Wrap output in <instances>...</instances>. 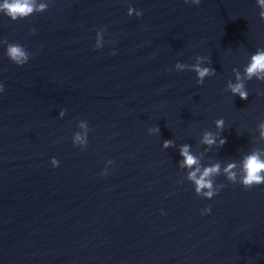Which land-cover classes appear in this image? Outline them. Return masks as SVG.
Here are the masks:
<instances>
[{
  "label": "water",
  "instance_id": "1",
  "mask_svg": "<svg viewBox=\"0 0 264 264\" xmlns=\"http://www.w3.org/2000/svg\"><path fill=\"white\" fill-rule=\"evenodd\" d=\"M46 2L0 13V40L32 54L17 66L0 43V264H264V184L238 183L244 157L264 159V81L244 73L264 50L256 0ZM198 56L215 69L200 85ZM237 73L247 100L228 88ZM216 164L225 186L196 195L188 173Z\"/></svg>",
  "mask_w": 264,
  "mask_h": 264
},
{
  "label": "clouds",
  "instance_id": "2",
  "mask_svg": "<svg viewBox=\"0 0 264 264\" xmlns=\"http://www.w3.org/2000/svg\"><path fill=\"white\" fill-rule=\"evenodd\" d=\"M184 3H191L192 5H199L200 0H184ZM256 4L259 7V17L264 20V0H256ZM48 8V3L46 0H2L0 3V13L7 16L11 21H16L18 19H24L32 14L41 13L46 11ZM133 13L139 17L141 15L140 10H135L131 6L127 9V15L132 16ZM35 29H30V34L33 33ZM101 33H97V43L94 46L95 49L100 47L99 38ZM0 43L6 44L5 55L7 58L17 66H22L26 64L30 57L31 53H29L24 46L16 42H8L7 40H0ZM115 55V53H111ZM198 63L191 65L190 70L196 73V84L200 85L203 83L204 78L207 76H212L215 74V69L210 67H201L200 61H205L210 63V58L203 56L197 57ZM187 65L177 62L175 64L176 70H182ZM245 79L252 80L255 77L259 81H264V50L257 48L255 53L250 56L249 62L244 69ZM237 82L231 83L229 82L228 88L233 96H238L241 100L248 99V91L245 87L244 81L241 79L239 73H237ZM4 86L0 84V91H3ZM258 95L260 93H257ZM63 115V111L61 112ZM215 125L218 129L223 130L224 120L222 118L217 119L215 121ZM85 125L82 123L81 127ZM259 127L262 129V136H264V121L261 122ZM151 131H158V128L151 129ZM76 141H81V137L77 135L75 137ZM83 142V141H81ZM206 145H212L216 143V136L211 132H205L203 134V139L201 141ZM226 140L221 138L219 140V145L222 146ZM172 141L165 140L163 142V147L168 148L172 146ZM180 156L183 157V162L181 163V167L191 168L193 165H197V158L192 155L189 151V145H182L179 152ZM112 163V161H109ZM58 161L53 158L52 165L53 167L58 166ZM236 168L235 163H230L224 170L226 179L230 183H237V173L233 171ZM199 173V176H197ZM220 173L219 164L205 167L202 171L199 167L195 168V170L188 173V179L192 181L195 185L194 193L198 196H202L205 199H211L214 195H216L222 187L225 185H215V181L212 177L218 175ZM107 173L101 172V175H105ZM238 183L243 186L245 189H250L253 186L264 184V159L261 158V154L259 150L253 151L251 154L244 157L242 165H241V174ZM210 212L209 207H205L202 211V215L208 214ZM163 214V213H161Z\"/></svg>",
  "mask_w": 264,
  "mask_h": 264
}]
</instances>
